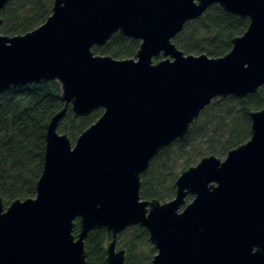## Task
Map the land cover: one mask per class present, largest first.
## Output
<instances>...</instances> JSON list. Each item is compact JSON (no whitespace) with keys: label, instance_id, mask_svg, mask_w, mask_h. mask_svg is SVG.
<instances>
[{"label":"water","instance_id":"1","mask_svg":"<svg viewBox=\"0 0 264 264\" xmlns=\"http://www.w3.org/2000/svg\"><path fill=\"white\" fill-rule=\"evenodd\" d=\"M213 5L248 18L246 31L222 57L185 55L172 39ZM115 34L140 42L135 58L94 54ZM41 81L59 84L64 106L46 129L35 197L5 207L0 196V264H86L98 229L112 237L105 263L125 264L116 238L134 226L151 264H264V108L250 113L247 142L180 173L171 200L140 197L152 160L213 100L264 85V0H54L36 29L0 32V95ZM69 109L102 110L74 143L57 131Z\"/></svg>","mask_w":264,"mask_h":264},{"label":"trees","instance_id":"2","mask_svg":"<svg viewBox=\"0 0 264 264\" xmlns=\"http://www.w3.org/2000/svg\"><path fill=\"white\" fill-rule=\"evenodd\" d=\"M53 2L10 0L0 11L1 34L11 37L36 29L50 16ZM248 24V18L231 15L213 5L197 20L187 22L172 43L185 55L219 58L230 51L232 39L241 36ZM139 45L138 40L115 34L104 46L93 47L92 51L117 60L131 59L135 58ZM63 106L56 81H41L0 95V196L5 207L15 200L35 197L43 170L46 129ZM263 108L264 85L243 98L228 96L213 100L191 125L189 133L162 150L141 175V199L171 200L175 195L173 184L180 173L207 156L222 160L230 150L247 142L250 113ZM101 114L99 109L87 117L76 118L69 109L57 131L75 142ZM191 199L188 196L187 202ZM78 232L77 219L73 233L77 236ZM111 240L104 229L90 231L84 239L86 264H106V248ZM116 248L125 251V264H151L156 253L148 242L147 231L139 226L118 234Z\"/></svg>","mask_w":264,"mask_h":264},{"label":"rangeland","instance_id":"3","mask_svg":"<svg viewBox=\"0 0 264 264\" xmlns=\"http://www.w3.org/2000/svg\"><path fill=\"white\" fill-rule=\"evenodd\" d=\"M72 143H74V142H72ZM198 161H199V160H198ZM176 170H177L178 172H181V170H180L179 167H177ZM166 202H167V201H166ZM186 202H187V201H186ZM127 229H128V228H127ZM127 229H126V230H127ZM124 231H125V230H124ZM124 231H123V232H124ZM119 234H120V233H119ZM116 239H117V238H116ZM107 246H108V245H107ZM155 254H156V253H155Z\"/></svg>","mask_w":264,"mask_h":264}]
</instances>
